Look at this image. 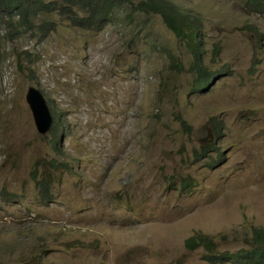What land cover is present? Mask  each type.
Returning <instances> with one entry per match:
<instances>
[{"label": "rangeland", "instance_id": "obj_1", "mask_svg": "<svg viewBox=\"0 0 264 264\" xmlns=\"http://www.w3.org/2000/svg\"><path fill=\"white\" fill-rule=\"evenodd\" d=\"M248 1L168 0L201 19L202 64L219 73L201 91L156 13L124 5L96 31L53 9L34 19L54 21L42 38L0 25V264H210L184 246L195 232L247 246L264 226V8ZM30 85L59 119L58 149Z\"/></svg>", "mask_w": 264, "mask_h": 264}, {"label": "trees", "instance_id": "obj_2", "mask_svg": "<svg viewBox=\"0 0 264 264\" xmlns=\"http://www.w3.org/2000/svg\"><path fill=\"white\" fill-rule=\"evenodd\" d=\"M249 6L259 10L264 8L263 0H249ZM124 5H131V12L144 11L158 14L165 25L182 41L192 56V68L196 76V85L193 91L205 89L211 80L219 75L217 72L208 71L202 64L203 42L201 38V19L191 17L179 11L168 0H0V25L4 26L9 35L14 37L20 32L29 31L34 34L40 33V37L48 34L54 27V21L45 17L41 23L36 24V15L50 13L57 9V13L66 17L70 23L84 29L101 30L106 23L114 19V12ZM128 19H133L132 17ZM54 123L50 128V145L54 149L60 148L58 117L52 113ZM179 124L184 130L189 126L180 116H177ZM211 145H201L199 153L203 155ZM49 163L54 167H67V164L51 159ZM38 194L43 202L53 199L50 183L45 177H38L33 173ZM183 187L188 183L182 182ZM247 246L233 251H217L213 238L195 232L184 240L185 248L194 250L201 247L204 250L203 258L210 264L230 262L232 264H264V226L253 225L249 237L246 239Z\"/></svg>", "mask_w": 264, "mask_h": 264}, {"label": "water", "instance_id": "obj_3", "mask_svg": "<svg viewBox=\"0 0 264 264\" xmlns=\"http://www.w3.org/2000/svg\"><path fill=\"white\" fill-rule=\"evenodd\" d=\"M25 101L31 110L37 131L39 133L48 132L53 122V115L43 93L30 85L25 92Z\"/></svg>", "mask_w": 264, "mask_h": 264}]
</instances>
